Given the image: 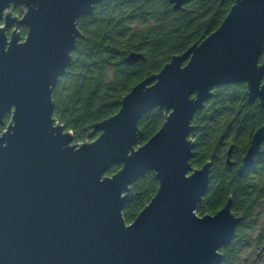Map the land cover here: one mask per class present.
<instances>
[{
  "label": "water",
  "instance_id": "obj_1",
  "mask_svg": "<svg viewBox=\"0 0 264 264\" xmlns=\"http://www.w3.org/2000/svg\"><path fill=\"white\" fill-rule=\"evenodd\" d=\"M105 1L0 0V264H222L243 218L232 198L213 215L197 213L213 164H191L193 120L214 88L241 83L264 112V0H232L215 32L133 87L117 114L92 126L89 137L100 135L77 145L53 116L52 92L83 38L78 22ZM166 1L177 12L190 0ZM144 59L132 52L124 62ZM156 108L165 121L140 144L139 122ZM263 143L264 123L240 176ZM113 165L121 168L108 176ZM148 171L159 189L128 224L130 186Z\"/></svg>",
  "mask_w": 264,
  "mask_h": 264
},
{
  "label": "trees",
  "instance_id": "obj_2",
  "mask_svg": "<svg viewBox=\"0 0 264 264\" xmlns=\"http://www.w3.org/2000/svg\"><path fill=\"white\" fill-rule=\"evenodd\" d=\"M232 6V0H191L175 12L166 0H106L98 5L91 17L80 19L78 28L83 38L77 41L65 76L53 88L55 120L66 132L73 133V144L95 140L100 133L89 137L94 124L117 114L124 96L138 83L158 74L174 56L215 32ZM15 13L22 16L20 9ZM19 30L25 38L27 27L21 26ZM132 52L143 54L145 59L126 64L124 59ZM4 121L7 125L10 116ZM164 121L160 108L143 116L139 122L140 144L151 139ZM263 123L264 112L256 102H248L244 83L216 87L213 97L193 120L196 130L191 136L195 142L191 164L193 168L213 164L209 189L197 213L213 215L232 198L234 214L243 218L232 242L221 250L222 264L244 263L241 254L247 248L254 243L257 257L264 246V144L255 168L243 176L236 169ZM231 145L235 167L226 164ZM120 168L121 165H113L107 175L112 176ZM158 189L153 171L130 186L129 201L123 211L128 224L136 220Z\"/></svg>",
  "mask_w": 264,
  "mask_h": 264
},
{
  "label": "rangeland",
  "instance_id": "obj_3",
  "mask_svg": "<svg viewBox=\"0 0 264 264\" xmlns=\"http://www.w3.org/2000/svg\"><path fill=\"white\" fill-rule=\"evenodd\" d=\"M264 222V220H262ZM258 235V232H255L254 237ZM255 239V238H254ZM257 250V247L253 245L250 248H247L242 254L241 258L242 260L245 259V262L240 264H252L253 262L257 261V264H264V255L260 258H257L255 255V251Z\"/></svg>",
  "mask_w": 264,
  "mask_h": 264
},
{
  "label": "flooded vegetation",
  "instance_id": "obj_4",
  "mask_svg": "<svg viewBox=\"0 0 264 264\" xmlns=\"http://www.w3.org/2000/svg\"><path fill=\"white\" fill-rule=\"evenodd\" d=\"M190 1H191V0H190ZM190 1H189V2H190ZM189 2H188V3H189ZM188 3H187V4H188ZM97 6H98V5H97ZM97 6H96V7H97ZM78 23H79V22H78ZM208 36H209V35H208ZM204 38H206V37H203L202 39H204ZM202 39H200V40H202ZM214 90H215V88L212 90V92H214ZM208 101H209V100H208ZM208 101H207V102H208ZM207 102H206V103H207ZM206 103H205V105H206ZM204 107H205V106H204ZM263 144H264V143H263ZM262 146H263V145H262ZM232 155H233V153H232ZM257 158H258V157H257ZM257 158H256V159H257ZM256 161H257V160H255L253 166L248 170V172H249L251 169L255 168V165H256V163H257ZM240 164H241V163H240ZM240 164H239V165H240ZM239 165L236 166L237 171H238ZM232 167H235V164H234ZM246 173H247V172H246ZM246 173H245V174H246ZM245 174H244V175H245ZM261 251H262V249L258 251V252H259L258 255H257L258 258H260V257L262 256V254H261L262 252H261ZM259 254H261V255H259ZM263 254H264V253H263Z\"/></svg>",
  "mask_w": 264,
  "mask_h": 264
}]
</instances>
